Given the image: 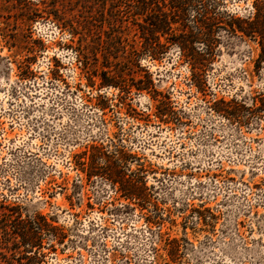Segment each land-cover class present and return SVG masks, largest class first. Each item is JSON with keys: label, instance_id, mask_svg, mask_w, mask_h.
<instances>
[{"label": "rangeland", "instance_id": "1", "mask_svg": "<svg viewBox=\"0 0 264 264\" xmlns=\"http://www.w3.org/2000/svg\"><path fill=\"white\" fill-rule=\"evenodd\" d=\"M0 264H264V0H0Z\"/></svg>", "mask_w": 264, "mask_h": 264}]
</instances>
